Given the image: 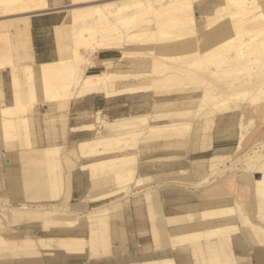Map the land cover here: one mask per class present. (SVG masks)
I'll return each instance as SVG.
<instances>
[{
    "label": "bare ground",
    "instance_id": "6f19581e",
    "mask_svg": "<svg viewBox=\"0 0 264 264\" xmlns=\"http://www.w3.org/2000/svg\"><path fill=\"white\" fill-rule=\"evenodd\" d=\"M204 1L118 0L95 4L85 10L73 8L70 20L55 28L61 57L57 61L40 64L33 57L30 18L48 10L47 0H0V10L26 12L12 23L11 34L0 32V39L4 40L0 45V71L10 72L12 93L11 103L5 105L1 102L4 105L0 106V153L13 152L15 148L22 147L24 141L27 143L31 138L30 113L40 106H53L57 112H62L71 102L94 95L103 96L106 100L137 95L166 99L151 104L150 112L112 120L97 111L92 123L69 129L73 133L95 134L93 138L81 140L65 150L58 145H50L21 154L23 161L36 163L37 172L44 170L49 174L48 185L29 199L57 200L61 192L65 194L64 189L65 192L67 190L65 173L76 168L88 174L89 192L70 208L68 194L62 199L64 207H15L0 203V208L19 213L17 221L23 220L22 224L31 222L45 232H63L84 218L87 236H27L19 239L13 233L2 237L0 232V252H3L0 258L17 262L37 260L39 256L107 259L110 254V224L118 218L121 208L117 204L119 195L125 198L143 194V202L151 215L155 213L151 209L155 211L160 207H157L156 189L149 187L153 180L138 175L140 155L156 147L161 151H177L182 146L186 153L193 154L206 151L209 146L205 142L210 137L207 131L216 114L224 110L239 109L241 142L248 133L244 123L264 121V1L225 0L223 5L212 9L213 12L205 17L203 25L206 32L200 35L196 31L194 5ZM223 12H229L231 27L229 22H221ZM238 17H241L239 21L236 20ZM82 50L88 54L84 56ZM107 50L120 54L117 62L135 60L143 62L145 68L136 72H120L112 62L104 61L101 72L89 73L95 53ZM245 69L252 70V73L248 76L243 74L245 77L238 75ZM171 96L177 99L169 100ZM0 99H3V92H0ZM237 99L240 105L236 104ZM195 119L200 120L187 135ZM180 138L184 140L180 141ZM263 149L264 141L256 143L241 156L242 162L258 157ZM216 160L217 156L213 155L205 161L194 162L212 165ZM258 169L262 177L250 185L257 207V223L246 216L242 219L251 228L254 239L264 243V160ZM224 171L213 170L202 185L209 184ZM33 183L31 175L27 181L28 191L33 190ZM200 184L193 186L200 188ZM110 199L114 201L96 209H87L89 204ZM239 204L243 205L240 201ZM170 222L176 224L178 220L173 218ZM230 228L172 238L165 235L162 227L153 226L152 237L155 247L165 238L188 241L218 237L221 238L218 249L224 254L228 240L224 231ZM226 259V264H235L232 256L227 255ZM168 263L164 260L149 264Z\"/></svg>",
    "mask_w": 264,
    "mask_h": 264
},
{
    "label": "rangeland",
    "instance_id": "374dc122",
    "mask_svg": "<svg viewBox=\"0 0 264 264\" xmlns=\"http://www.w3.org/2000/svg\"><path fill=\"white\" fill-rule=\"evenodd\" d=\"M118 0H70V4L67 7L69 20H70V10L71 9H81L85 10L87 7L95 5V4H104L109 2H115ZM264 1V0H263ZM225 0H205L203 3H196L194 5L195 11V19H196V31L198 34H203L206 32L205 25V17L209 16L210 13L213 12L214 8L223 5ZM213 9V10H212ZM25 11L22 10H0V32L3 34H11L12 32V23L16 22V18L25 15ZM204 15V17H203ZM221 22H229V27H231L229 12L221 13ZM241 17H238L236 20L239 21ZM201 20V22H200ZM204 24V25H203ZM198 25V26H197ZM231 25V26H230ZM203 26V27H202ZM201 29V32H200ZM204 30V31H203ZM4 42L3 39H0V45ZM84 56L88 54L86 50H82ZM131 64V65H130ZM143 65V66H142ZM129 67V68H128ZM116 71L120 72H136L145 68V64L143 62L132 60V62L127 61L126 66L123 68L120 67V63L117 62ZM119 69V70H117ZM148 69V68H147ZM146 69V70H147ZM252 70L238 73V75H250ZM243 75V76H244ZM245 77V76H244ZM229 78V77H228ZM10 72L7 70L0 71V92H3V99H0V106L2 103L5 105H9L12 100V93L10 91ZM2 83V84H1ZM185 95V94H184ZM91 98L88 97L83 100L73 101L70 103L69 107L62 111L57 112L55 107L53 106H40L38 109L32 110L30 113V132L31 138L27 140V143H23L22 147L15 148L13 152L4 151L0 153V203L10 204L15 207H19L22 205H28L30 207H34L37 205H42L45 207H51L52 205L64 207L61 203L63 202V198L70 196L67 200L68 208H70L71 204L78 203L83 197L86 196V193L89 192L90 183L88 180V174L86 172H81L77 168L75 170H71L68 173H65L64 180L66 184V192L64 189V193L61 192L60 197L57 200H37V199H29L28 197L33 196L39 192L40 188L46 187L49 181V174L44 170L37 172V165L31 161H23V155L25 153H29L31 150L41 149L45 146L50 145H58L62 149L71 148L77 142L85 139H90L96 136L95 134H85V133H73L69 132V126L75 127L77 122H81V119H78L76 114V109L81 102L85 101L87 103H91ZM97 102L100 105H103L106 102V108L109 109L108 112H103L102 115H107L106 117L109 120L126 117L129 115H138L151 111V107L153 103L163 101L162 97L151 96V95H137L132 97L125 98H116L111 100L103 99V96L95 97ZM176 96H171L169 100H176ZM2 102V103H1ZM152 102V103H148ZM236 104H239V99L236 100ZM3 104V105H4ZM149 106H148V105ZM152 104V105H151ZM247 103H243L246 105ZM2 105V106H3ZM143 106V108H142ZM50 107V108H49ZM142 108V109H141ZM145 108V109H144ZM147 108V109H146ZM138 110V111H137ZM146 110V112H144ZM95 111L91 110L89 114H87V119L84 120L85 124H89L93 122V118L95 115ZM70 120V124L68 121ZM200 120V119H199ZM199 120H194L193 124L187 130V135L190 134L195 128L194 125ZM62 121L66 122L61 124ZM240 112L239 109L235 110H224L216 114L214 117V121L211 124V128L207 131V134L210 136L208 140H206V144L208 145L209 150L211 148L212 142L216 141L218 147L212 152L203 155L200 153H186L182 146L179 147L177 151H168L159 149V147L152 148L149 151L144 150L146 153L139 156V164H138V175L139 177H150L153 181L150 188L154 186L156 189V195L159 193L167 195L171 197L172 191L177 188H182L183 190H188V188L199 190L202 187L206 186H217L220 183H225L230 180H239L247 183H253L255 180L261 179L262 175L260 174L258 167L261 162L264 160V149L259 153V156L251 159L250 161L242 162L241 156L248 151L252 145L254 146L256 143L264 141V121L263 120H254L252 122L244 123L243 127L245 128L246 135L243 141H240L241 127H240ZM246 124V125H245ZM63 126H65L63 130ZM66 130V131H65ZM241 130V131H240ZM65 133H64V132ZM103 134L106 132L102 131ZM63 136V138H62ZM65 136V137H64ZM184 138H180V141H183ZM29 142V143H28ZM30 144V146H26ZM220 147L222 148H219ZM237 145V146H236ZM240 150L235 151L237 148ZM154 149V150H153ZM220 149V150H219ZM205 152V151H204ZM4 153V154H3ZM202 153V152H201ZM226 154V156H223ZM216 155L217 160L212 165L206 163H195L194 161L207 158L209 156ZM29 157L30 155L27 154ZM159 158H163L164 160H159ZM169 158V159H165ZM30 160V159H29ZM240 161V162H239ZM248 162V163H247ZM245 163V164H244ZM200 164V165H199ZM244 164V165H243ZM199 165V166H198ZM199 169L196 170L195 169ZM200 167V168H199ZM194 168V169H193ZM225 170L221 175H219L215 180L210 182L209 184L202 185L204 179L211 175L213 170ZM249 169H253L252 171ZM30 174V176H29ZM34 179L32 191L27 190V181L30 180V177ZM158 175V176H156ZM247 180V181H246ZM241 182V183H242ZM201 183V184H200ZM249 183V184H250ZM200 184V188L194 187L193 185ZM29 188V187H28ZM63 189V188H62ZM71 189L74 190L73 196L71 197ZM153 189V188H151ZM15 192H18L19 195H14ZM124 196H118V205H121L119 216L116 219H113L110 224V254L118 251L123 248L122 242L119 239L115 240V238L120 235L118 232L121 231L122 228V220L123 216L126 212L130 211V207H138L143 202V194L139 193L138 195L128 196L123 198ZM159 198L157 197V201ZM254 200V199H253ZM114 201L110 199L108 201L89 204L87 209H96L97 207L106 205ZM255 202V201H254ZM144 203V202H143ZM145 204V203H144ZM256 204V203H255ZM146 205V204H145ZM147 206V205H146ZM239 206H243L240 205ZM256 206V205H255ZM149 210V209H148ZM154 215L150 214L149 211V219L152 223V227H161L160 224H164L168 222V224H173L170 222L172 217H164L161 214H157L156 210L151 209ZM246 211L245 209H243ZM151 211V213H152ZM255 208V214H256ZM219 212V211H218ZM232 215L235 210L230 208L227 211L223 210L221 214ZM22 213V212H20ZM24 213V212H23ZM152 213V214H153ZM19 213L9 210L8 208H0V232L2 237H8L13 233L14 237L19 239H23L24 237H32V238H62V237H84L86 238V228L87 223L84 218H81V223L75 225L71 228L63 229L61 231H43L38 225H34L31 222H24L23 220L17 221V216ZM25 215V214H24ZM153 216V217H152ZM189 216H184L182 218H175L178 222L174 225L179 224V222L187 220ZM115 220V221H114ZM251 221V220H250ZM256 222V218L252 220ZM120 222V223H119ZM117 223H119L117 225ZM242 223L246 225V223ZM160 225V226H159ZM247 226V225H246ZM235 229V228H230ZM229 230V229H227ZM68 232V233H67ZM224 236L228 237V233L226 230L224 231ZM254 237V236H253ZM216 238V237H214ZM218 238V237H217ZM264 244V243H259ZM227 248H229V240H227ZM1 251V250H0ZM3 252H0V255ZM37 258V257H36ZM34 258V259H36ZM41 256L37 258V260H24V261H13L11 259H2L0 258V264H40L42 261ZM50 258V257H46ZM60 259V256L51 257L52 263L57 264ZM103 260V259H101ZM105 260V259H104ZM9 262V263H6ZM103 264H107L106 261H103ZM97 264V263H96Z\"/></svg>",
    "mask_w": 264,
    "mask_h": 264
},
{
    "label": "crops",
    "instance_id": "0c3cea01",
    "mask_svg": "<svg viewBox=\"0 0 264 264\" xmlns=\"http://www.w3.org/2000/svg\"><path fill=\"white\" fill-rule=\"evenodd\" d=\"M47 2V12H39L30 18L33 57L35 62L40 64L59 60L61 55L57 46L55 28L61 23L66 24L69 21L67 7L70 0H47ZM118 54L114 50L95 53L93 56L94 65L88 72H101L104 69V61H110L116 66L120 57ZM118 63H120V67L126 66V62L118 61ZM89 97H93L91 103L82 101L75 111L78 119H81V122H77L75 127L85 124L84 120L87 119V114L91 110L93 112L97 110L101 113L109 111L106 108V102L100 105L95 98L96 95ZM68 124H70V120ZM68 126L69 129L72 128L70 125ZM216 143L213 141L211 148L200 154L206 155L215 150L218 147ZM219 148H221L220 145ZM211 156L198 161H205ZM249 170L252 171L253 169ZM241 182L240 180L239 182L238 180H230L214 187L204 186L199 190L192 188L183 190L179 187L172 191L171 197L163 194V192L158 195L157 207H160L156 208L157 214L172 218L189 216L187 220L181 221L177 225H171L168 222L160 224L168 237L180 238L184 235L205 234L217 228L235 227V229L226 230L229 234L227 238L230 249L228 250L226 243L224 254L218 249L221 246V238L217 237L208 240L199 237L188 241H169L165 238L160 242L161 249L159 246L155 247L149 210L142 202L138 207L131 206L130 211L123 216L122 228L118 232L120 236L115 238V240L119 239L122 242V249L114 252L105 260L61 256L57 264H103V261H106L107 264H149L164 260L168 261V264H226L227 255L234 258L235 264H264V244H259L254 239L251 228L242 223L243 216L248 217L251 221L256 218L255 208L257 210V207L250 193V181ZM73 193L74 190L71 189V197ZM239 201L243 206H239ZM230 208L235 210L232 215L228 212L225 215L218 214V211H227ZM40 264L53 263L51 258L43 257Z\"/></svg>",
    "mask_w": 264,
    "mask_h": 264
}]
</instances>
